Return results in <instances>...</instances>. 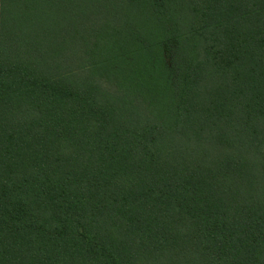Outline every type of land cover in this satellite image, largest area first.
Here are the masks:
<instances>
[{
	"label": "trees",
	"instance_id": "obj_1",
	"mask_svg": "<svg viewBox=\"0 0 264 264\" xmlns=\"http://www.w3.org/2000/svg\"><path fill=\"white\" fill-rule=\"evenodd\" d=\"M0 264H264V0H0Z\"/></svg>",
	"mask_w": 264,
	"mask_h": 264
}]
</instances>
